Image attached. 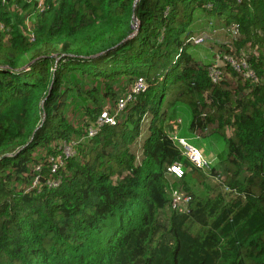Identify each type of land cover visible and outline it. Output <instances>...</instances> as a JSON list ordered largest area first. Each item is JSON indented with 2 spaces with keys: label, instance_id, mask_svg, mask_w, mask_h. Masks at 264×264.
I'll list each match as a JSON object with an SVG mask.
<instances>
[{
  "label": "trees",
  "instance_id": "trees-1",
  "mask_svg": "<svg viewBox=\"0 0 264 264\" xmlns=\"http://www.w3.org/2000/svg\"><path fill=\"white\" fill-rule=\"evenodd\" d=\"M135 2L0 0V264H264V0Z\"/></svg>",
  "mask_w": 264,
  "mask_h": 264
},
{
  "label": "built area",
  "instance_id": "built-area-1",
  "mask_svg": "<svg viewBox=\"0 0 264 264\" xmlns=\"http://www.w3.org/2000/svg\"><path fill=\"white\" fill-rule=\"evenodd\" d=\"M239 2L241 0H238ZM226 32L229 33L232 37L236 38L239 36V30H238V26L237 25H232L230 28L226 29ZM205 37H203L202 35L198 36V37H194L193 38V43L195 45H201L205 43ZM228 61V63H230L239 73L242 74L243 77H245L246 79H252V80H256V75L255 73L250 69V66L248 65V63L246 62V60H241V63H239L235 58L233 57H229L226 59ZM211 74L212 77L214 79V81H217L219 76H220V72L215 69L212 68L211 70ZM147 90V85L144 81V79L140 78L133 89V94L131 96L128 97V99H121L119 101L118 104V111L119 110H124V108L126 107V104L129 100H131L133 98V95H137L140 93H143ZM117 124V119L115 114H111L109 111H104L99 120H98V125L99 127L103 126V125H116ZM96 135V131L91 129L90 130V136H95ZM181 145L183 148V153L184 155L199 169H207L210 167L211 162L203 155V153L196 148L195 146L191 145L187 140L185 139H178L175 138ZM168 171L173 174L174 176H176L177 178H181L184 175V170L182 168L181 165L179 164H175L172 165Z\"/></svg>",
  "mask_w": 264,
  "mask_h": 264
},
{
  "label": "rangeland",
  "instance_id": "rangeland-1",
  "mask_svg": "<svg viewBox=\"0 0 264 264\" xmlns=\"http://www.w3.org/2000/svg\"><path fill=\"white\" fill-rule=\"evenodd\" d=\"M223 33V32H222ZM200 34L203 36V37H205V40L207 41V39L209 40L205 45H209V43H212V42H217V41H226V39H227V35H226V33L224 32V35L223 34H221V32H220V30H218V29H215L214 28V26L212 25V26H210V27H208L206 30H203L202 32L200 31ZM220 39V40H217V39ZM229 39H231L230 37H229ZM232 40V39H231ZM205 41V42H206ZM178 123H179V121H178ZM173 125H176V123L174 122V123H172ZM180 125V126H179ZM189 120L188 119H184V122H182V120H181V122L177 125V126H179L178 127V129H179V131H180V136H184V137H186V138H188L189 139V141L194 145V146H196V147H199V148H203V149H209V138H200V139H198V140H191L189 137L191 136L190 134V132H189ZM147 128H148V124H147ZM147 133V131H146V128L144 129V134H143V136L145 135ZM218 146L219 147H214V146H211L214 150H219L220 149V152H222V150H226L227 149V145H226V143H224V141H221V142H219L218 143ZM198 148V149H199ZM201 152H202V150L201 149H199ZM208 151V150H207ZM203 153V152H202ZM217 152H214V154H216ZM217 167V166H216ZM195 177H196V179L197 180H195V182H194V188H195V190L197 191V190H202V188H203V186L201 185V181H202V178L200 177V176H197V175H195ZM216 178H215V176H213V180L210 178L209 179V183H211V184H215V183H217V180H215ZM174 197V196H173ZM175 199H176V201H180V196L179 195H177V196H175ZM181 202V201H180Z\"/></svg>",
  "mask_w": 264,
  "mask_h": 264
},
{
  "label": "water",
  "instance_id": "water-1",
  "mask_svg": "<svg viewBox=\"0 0 264 264\" xmlns=\"http://www.w3.org/2000/svg\"><path fill=\"white\" fill-rule=\"evenodd\" d=\"M137 2H138V0H136V2H135V6H136V3H137ZM135 6H134V7H135ZM134 19H135V18H134ZM134 34H135V33H134ZM134 34H133L132 36H134Z\"/></svg>",
  "mask_w": 264,
  "mask_h": 264
},
{
  "label": "clouds",
  "instance_id": "clouds-1",
  "mask_svg": "<svg viewBox=\"0 0 264 264\" xmlns=\"http://www.w3.org/2000/svg\"><path fill=\"white\" fill-rule=\"evenodd\" d=\"M225 32H226V29L224 30ZM227 33V32H226ZM227 34H229V33H227ZM197 148V147H196Z\"/></svg>",
  "mask_w": 264,
  "mask_h": 264
}]
</instances>
